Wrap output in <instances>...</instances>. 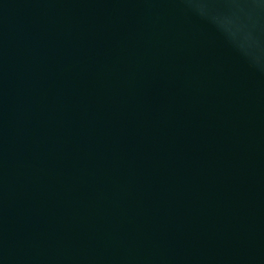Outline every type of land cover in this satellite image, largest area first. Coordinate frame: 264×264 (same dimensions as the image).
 I'll use <instances>...</instances> for the list:
<instances>
[{"label": "water", "instance_id": "water-1", "mask_svg": "<svg viewBox=\"0 0 264 264\" xmlns=\"http://www.w3.org/2000/svg\"><path fill=\"white\" fill-rule=\"evenodd\" d=\"M0 264H264V0H0Z\"/></svg>", "mask_w": 264, "mask_h": 264}]
</instances>
